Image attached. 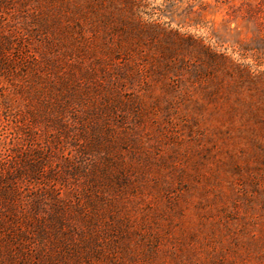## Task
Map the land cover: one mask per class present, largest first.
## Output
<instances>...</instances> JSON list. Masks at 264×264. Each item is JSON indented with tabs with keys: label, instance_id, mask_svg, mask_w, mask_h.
I'll return each mask as SVG.
<instances>
[{
	"label": "rangeland",
	"instance_id": "rangeland-1",
	"mask_svg": "<svg viewBox=\"0 0 264 264\" xmlns=\"http://www.w3.org/2000/svg\"><path fill=\"white\" fill-rule=\"evenodd\" d=\"M0 264H264V0H0Z\"/></svg>",
	"mask_w": 264,
	"mask_h": 264
}]
</instances>
